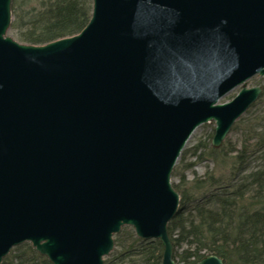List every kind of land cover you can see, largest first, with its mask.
<instances>
[{"label":"water","instance_id":"water-1","mask_svg":"<svg viewBox=\"0 0 264 264\" xmlns=\"http://www.w3.org/2000/svg\"><path fill=\"white\" fill-rule=\"evenodd\" d=\"M11 23L0 0V264L25 242L52 264H104L126 225L185 264L173 170L199 125L215 121L219 147L261 95L247 80L264 77V0H93L80 33L43 45Z\"/></svg>","mask_w":264,"mask_h":264},{"label":"trees","instance_id":"trees-1","mask_svg":"<svg viewBox=\"0 0 264 264\" xmlns=\"http://www.w3.org/2000/svg\"><path fill=\"white\" fill-rule=\"evenodd\" d=\"M92 0H13L10 29L18 40L45 44L79 33L89 22ZM264 91L231 128L218 148L214 130L206 140L185 148L173 177L181 201L168 225L174 258L195 264L209 254L224 264H264ZM193 157L195 160H188ZM208 162L204 174L193 170ZM104 264H162L159 240L138 238L131 226L114 236ZM2 264H52L30 243L14 247Z\"/></svg>","mask_w":264,"mask_h":264},{"label":"rangeland","instance_id":"rangeland-1","mask_svg":"<svg viewBox=\"0 0 264 264\" xmlns=\"http://www.w3.org/2000/svg\"><path fill=\"white\" fill-rule=\"evenodd\" d=\"M8 35L11 36L12 38H14L15 40H18V37H17L15 31H13L12 29L8 30ZM247 82H248V85L250 87L256 86V85H264V77L260 76V75H255L254 77L249 79ZM240 88L241 87H236L231 92L227 93L225 96H223V98L221 99V102H227V101H230L231 99H233L237 95V93L239 92ZM253 109H255V107H253L251 110H253ZM214 127H215L214 121L211 123L202 124L199 127H197L196 130L191 135V137H190L189 141L187 142V145L185 148L186 149L191 148L194 145H196L197 143H199L200 141L206 140L208 134L212 130H214ZM230 136H231V134L229 133L228 137H230ZM188 160L194 161L195 159L193 157H189ZM207 165H208V162H203V163L195 166L194 168L188 170L186 174L190 179L193 178V170H195V172H197L199 175H202L205 173ZM172 180L176 181V182L178 181V179L174 178V177Z\"/></svg>","mask_w":264,"mask_h":264}]
</instances>
